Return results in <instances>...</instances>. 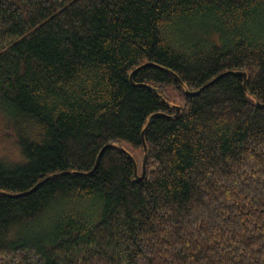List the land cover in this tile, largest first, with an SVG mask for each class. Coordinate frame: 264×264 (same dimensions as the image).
Here are the masks:
<instances>
[{
  "label": "trees",
  "instance_id": "1",
  "mask_svg": "<svg viewBox=\"0 0 264 264\" xmlns=\"http://www.w3.org/2000/svg\"><path fill=\"white\" fill-rule=\"evenodd\" d=\"M258 103L264 0H0V264H264Z\"/></svg>",
  "mask_w": 264,
  "mask_h": 264
},
{
  "label": "water",
  "instance_id": "2",
  "mask_svg": "<svg viewBox=\"0 0 264 264\" xmlns=\"http://www.w3.org/2000/svg\"><path fill=\"white\" fill-rule=\"evenodd\" d=\"M147 66V65H146ZM146 66H142V67H139L137 70H135L132 75H131V80H133V76L136 74V72L140 71L142 68H145ZM241 75L243 76L244 80H245V83H246V80H247V74L246 73H241ZM217 80V78L215 80H213L212 82H210L208 85L204 86L203 88H201L200 90L196 91V92H188L190 95L192 96H195V95H198L199 93L202 92L203 89H205L206 87H208L209 85H211L212 83H214L215 81ZM246 87V86H245ZM258 105H260L261 107H264V104H260L258 103ZM177 108V112L179 113L180 112V107H176ZM160 115V114H158ZM158 115H155V116H158ZM153 118V117H152ZM151 118V119H152ZM142 140H143V144H144V150L145 152H147V145H146V141H145V138H144V132L142 133ZM106 149V148H105ZM104 149V150H105ZM103 150V151H104ZM102 151V153H103ZM102 153L100 154L98 160H97V163H96V166L94 168V170L98 167V164H99V161L101 159V155ZM131 159L132 161L134 162V165H135V176L139 178V180H142L144 177H145V174H146V161H147V154L145 155V158H144V161H143V165H142V168H143V173H142V176L139 177L138 176V165H137V162L136 160L133 158V156H131ZM40 186V184H37L34 188H32L29 192H26V193H22V194H19L17 195L16 197H19V196H24V195H27V194H31L32 192H34L38 187Z\"/></svg>",
  "mask_w": 264,
  "mask_h": 264
},
{
  "label": "rangeland",
  "instance_id": "3",
  "mask_svg": "<svg viewBox=\"0 0 264 264\" xmlns=\"http://www.w3.org/2000/svg\"><path fill=\"white\" fill-rule=\"evenodd\" d=\"M0 156H7L10 158L17 157L16 151L12 148L10 143H0ZM138 164L141 160L140 155H136Z\"/></svg>",
  "mask_w": 264,
  "mask_h": 264
}]
</instances>
